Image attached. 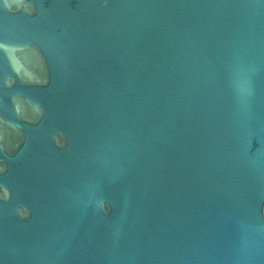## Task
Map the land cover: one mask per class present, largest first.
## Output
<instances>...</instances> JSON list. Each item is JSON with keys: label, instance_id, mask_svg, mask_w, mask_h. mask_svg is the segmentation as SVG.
I'll return each mask as SVG.
<instances>
[{"label": "water", "instance_id": "obj_1", "mask_svg": "<svg viewBox=\"0 0 264 264\" xmlns=\"http://www.w3.org/2000/svg\"><path fill=\"white\" fill-rule=\"evenodd\" d=\"M0 264H264V0H0Z\"/></svg>", "mask_w": 264, "mask_h": 264}]
</instances>
